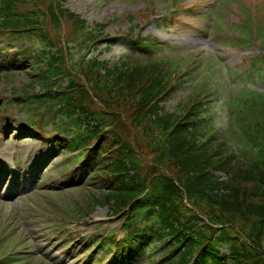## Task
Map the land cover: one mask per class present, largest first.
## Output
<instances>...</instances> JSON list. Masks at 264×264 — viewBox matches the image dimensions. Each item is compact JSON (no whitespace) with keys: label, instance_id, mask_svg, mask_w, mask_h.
Segmentation results:
<instances>
[{"label":"trees","instance_id":"trees-1","mask_svg":"<svg viewBox=\"0 0 264 264\" xmlns=\"http://www.w3.org/2000/svg\"><path fill=\"white\" fill-rule=\"evenodd\" d=\"M65 1L0 0V34L31 32L43 42L38 71L30 69L21 90L72 151L90 154L89 185L99 193L91 188L67 213L85 217L107 205L124 221L122 252L141 240L159 264H264V93L240 90L224 133L211 120L206 85L167 110L193 71L191 57L186 68L169 56L101 59L91 47L113 44L106 25L91 31ZM260 10L251 3L240 14L244 36L253 30L264 48V4ZM133 44L158 46L141 37Z\"/></svg>","mask_w":264,"mask_h":264},{"label":"rangeland","instance_id":"rangeland-1","mask_svg":"<svg viewBox=\"0 0 264 264\" xmlns=\"http://www.w3.org/2000/svg\"><path fill=\"white\" fill-rule=\"evenodd\" d=\"M224 2L185 0V5H195L192 9L195 16H180L175 21L168 19L163 23H156L154 17L147 24H144L147 15H166L172 6L165 0H67L66 6L92 26L107 23L106 31L111 36L132 32L152 35L171 46L170 51L163 53L178 56L183 62L191 57L195 76L165 101L164 106L173 110L199 79L210 82L212 120L223 131L230 125L226 103L231 96L243 87L264 92V77L253 71L251 64L253 55L260 51L259 42L253 39L247 47L239 48L229 43L228 38H232L229 32L228 36L213 33L212 21ZM227 3L228 20L234 23L240 20L236 14L241 16V7L252 3L261 11L264 0H227ZM205 13L210 14L206 19ZM128 51L122 43L104 52L95 50L101 57L112 61ZM22 57L12 50L0 52V68L10 69L12 63ZM23 71H18L13 81L0 75V99L3 100L0 113L5 106L15 114L21 108L16 99L19 94L14 89L26 81ZM26 126L27 122L18 116L7 115L6 120H0V161L4 167V178L0 183V242L7 238L9 252L12 248L24 251L20 252V258L28 257L29 264H97L101 257L105 259L103 264H114V256L101 255V252L95 255L97 248L88 252L84 250L87 243L96 247L93 238H101L109 231L122 236L118 227L121 222L110 217L108 207L98 205L84 222L64 225L49 222L55 219L52 211L62 210L60 204L86 199L91 188L88 185L74 186L81 178V171L70 168L68 153L55 140L51 127L46 128L49 139L43 143L38 135L29 134ZM95 191V194L99 193L97 189ZM101 220L103 224L100 226ZM54 226L67 232L52 234Z\"/></svg>","mask_w":264,"mask_h":264}]
</instances>
